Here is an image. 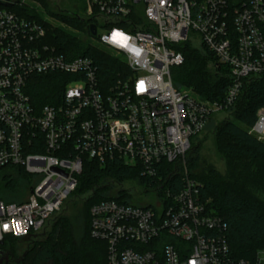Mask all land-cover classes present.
I'll list each match as a JSON object with an SVG mask.
<instances>
[{"label": "built area", "instance_id": "built-area-1", "mask_svg": "<svg viewBox=\"0 0 264 264\" xmlns=\"http://www.w3.org/2000/svg\"><path fill=\"white\" fill-rule=\"evenodd\" d=\"M79 1L89 33L95 27L88 47L106 59L59 53L40 23L0 6V168L19 167L31 179L26 201H0V248L40 233L88 161L136 171L154 196L89 208L90 236L106 244L107 264H264V245L251 260L233 255L225 222L185 169L179 191L159 188L164 164L176 171L191 138L229 113L244 80L264 77V0ZM183 43L202 45L228 70L221 101L173 85ZM36 77L61 86L42 106L29 94ZM248 133L264 141V106Z\"/></svg>", "mask_w": 264, "mask_h": 264}, {"label": "trees", "instance_id": "trees-1", "mask_svg": "<svg viewBox=\"0 0 264 264\" xmlns=\"http://www.w3.org/2000/svg\"><path fill=\"white\" fill-rule=\"evenodd\" d=\"M33 1L46 13L47 18L41 16L34 7L21 3V0H9L11 5L7 9L40 23L46 30V42L53 45L57 52H71L73 56L96 53L106 59L104 52L88 47L87 43L93 38L87 28L90 20L80 17L81 6L77 5L78 0ZM49 20L56 21L59 25H53ZM180 51L183 63L171 71L173 85L181 90H190L202 100L221 101L230 85L228 70L218 64L202 45L183 43ZM35 79L37 80L30 84L29 94L32 103L37 106L49 103V97L61 90L56 81L43 77ZM262 106L264 77L245 79L240 95L229 113L215 125L216 147L232 162V166L224 174L209 168L200 173H188L189 178L200 183L199 199L207 202L208 209L225 222L226 238L233 255L248 260L253 259L264 245V141H259L248 133L255 121L256 111ZM36 152L34 149L27 151ZM190 164L192 169L197 163L194 160ZM164 165L167 170L159 188L163 191H179L182 187L181 168L177 166L174 171L172 165ZM0 171H4L0 178V188L3 187V190L14 191L18 180L28 186L29 177L21 168L5 167L0 168ZM104 180L116 185L117 190L110 195L100 193L108 189L107 185H102ZM128 180L140 186L148 184L136 171L116 163L99 166L95 162H84L77 188L69 196L74 199H66L64 202L72 211L71 217L60 216L56 219L57 214L52 215L43 228L52 226L47 238L46 233H43L41 240H31L25 257L19 263L107 264L106 244L90 236L89 208L105 200L136 204L132 201L134 195L131 189H124L121 185ZM28 189L29 186L27 195ZM146 191L147 189L138 195ZM0 201L20 204L26 200L12 202L0 198ZM23 240L25 239L4 241L0 250L17 256L16 247Z\"/></svg>", "mask_w": 264, "mask_h": 264}, {"label": "rangeland", "instance_id": "rangeland-1", "mask_svg": "<svg viewBox=\"0 0 264 264\" xmlns=\"http://www.w3.org/2000/svg\"><path fill=\"white\" fill-rule=\"evenodd\" d=\"M21 3H24V5L29 6V7H34L38 13L41 14V16L46 17V13L44 14L43 11L38 7V4L33 1V0H25L24 2L22 1ZM77 5L81 6L80 1H77ZM47 18V17H46ZM51 24L53 25H58V22L49 20ZM98 33H101V30L98 29ZM198 46V45H197ZM184 90V89H182ZM227 115L225 113H221L218 115H215L211 118L210 122L206 126L205 130L203 133H200L196 135L195 137L191 138V143H192V148L189 153H187L183 159L179 163V168L185 169L188 173H200L204 170L207 171V169H212L213 171L219 173V174H224L229 166H232V162L229 161L216 147L215 144V128L216 124L224 119ZM196 161V165L190 169L191 164L190 162ZM188 169V170H187ZM4 174V171H0V178ZM29 183H31L28 180ZM102 185H107L108 189L103 190L100 193H103L104 195H110L112 191L117 190L116 185L110 183V181H105L102 183ZM122 187L124 189H131V193L134 195V202L138 205H145L149 204L153 201L154 196L152 195L151 192H145L142 195H138V193L145 191L144 186L137 185L134 181L128 180L124 181L122 184ZM27 188L26 185L21 180L17 181L16 184V189L14 191L10 189H4L3 187L0 188V198H3L7 201H12V202H18V201H23L27 199ZM70 199H74L73 196L68 198V201ZM137 199V200H135ZM67 201V202H68ZM69 205L67 203L64 204V206L56 213V219H58L60 216H70L72 211L70 210V207L68 209ZM52 224V223H51ZM52 230V226H47L43 231L38 233L37 235H34V240H41L40 236L43 233H46V237L48 236V233H50ZM76 235L77 232L75 231ZM29 238L23 240L17 247H16V252L20 253L26 249V247H29V244L31 240Z\"/></svg>", "mask_w": 264, "mask_h": 264}, {"label": "flooded vegetation", "instance_id": "flooded-vegetation-1", "mask_svg": "<svg viewBox=\"0 0 264 264\" xmlns=\"http://www.w3.org/2000/svg\"><path fill=\"white\" fill-rule=\"evenodd\" d=\"M35 238L34 237H29V240H34ZM28 240V241H29ZM26 252H27V247L24 251L18 253L17 256L13 255L12 253H8V258H9V261L7 264H20L19 262L22 261V259L25 257L26 255ZM7 253H4V252H1L0 251V259L4 257V255H7ZM11 257V258H10Z\"/></svg>", "mask_w": 264, "mask_h": 264}, {"label": "water", "instance_id": "water-1", "mask_svg": "<svg viewBox=\"0 0 264 264\" xmlns=\"http://www.w3.org/2000/svg\"><path fill=\"white\" fill-rule=\"evenodd\" d=\"M10 5L11 3L9 2V0H0V6L8 8ZM89 29H90L91 35H95V27L91 25ZM8 256H9L8 253L7 255H4V257L0 259V264H7L9 261Z\"/></svg>", "mask_w": 264, "mask_h": 264}, {"label": "snow or ice", "instance_id": "snow-or-ice-1", "mask_svg": "<svg viewBox=\"0 0 264 264\" xmlns=\"http://www.w3.org/2000/svg\"><path fill=\"white\" fill-rule=\"evenodd\" d=\"M118 37H119V34H116ZM123 39H126V38H123V37H119V39L117 40V42H121ZM5 229H7V225H4Z\"/></svg>", "mask_w": 264, "mask_h": 264}]
</instances>
